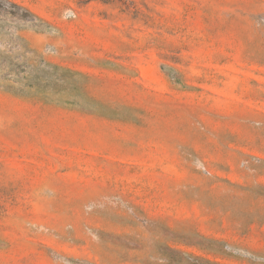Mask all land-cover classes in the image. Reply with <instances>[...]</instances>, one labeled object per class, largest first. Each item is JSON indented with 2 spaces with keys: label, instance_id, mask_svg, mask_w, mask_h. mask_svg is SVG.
<instances>
[{
  "label": "rangeland",
  "instance_id": "374dc122",
  "mask_svg": "<svg viewBox=\"0 0 264 264\" xmlns=\"http://www.w3.org/2000/svg\"><path fill=\"white\" fill-rule=\"evenodd\" d=\"M0 264H264V0H0Z\"/></svg>",
  "mask_w": 264,
  "mask_h": 264
}]
</instances>
